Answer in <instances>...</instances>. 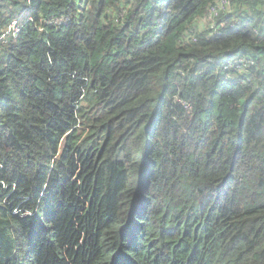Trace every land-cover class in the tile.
Returning <instances> with one entry per match:
<instances>
[{"label":"trees","instance_id":"1","mask_svg":"<svg viewBox=\"0 0 264 264\" xmlns=\"http://www.w3.org/2000/svg\"><path fill=\"white\" fill-rule=\"evenodd\" d=\"M0 0V264H264V0Z\"/></svg>","mask_w":264,"mask_h":264},{"label":"built area","instance_id":"2","mask_svg":"<svg viewBox=\"0 0 264 264\" xmlns=\"http://www.w3.org/2000/svg\"><path fill=\"white\" fill-rule=\"evenodd\" d=\"M230 2L231 0H217L213 8L210 10V13L208 14L206 20L210 21L214 16L217 15L218 12L225 11L228 8ZM20 28L21 26L18 25L17 20L10 22L7 28L5 29V31L3 32V34L1 35L0 41H4L10 35L12 36L17 35Z\"/></svg>","mask_w":264,"mask_h":264}]
</instances>
